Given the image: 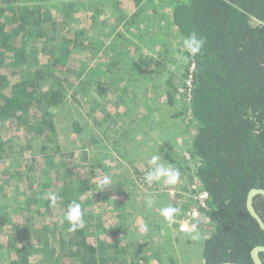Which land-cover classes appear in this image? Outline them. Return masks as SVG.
Segmentation results:
<instances>
[{"label":"trees","instance_id":"16d2710c","mask_svg":"<svg viewBox=\"0 0 264 264\" xmlns=\"http://www.w3.org/2000/svg\"><path fill=\"white\" fill-rule=\"evenodd\" d=\"M99 1L0 0V161H9L11 171L8 176L0 171V264H148L133 251L127 216L115 211L120 208L100 177L108 166L105 157H90L85 149L101 139L94 135L75 152L61 149L55 117L70 95L78 101L89 95L96 110L98 97L116 100L117 78L129 69L133 78L162 74L165 69L153 68L171 61L164 53L169 43L158 42L157 57L145 55L136 71L127 46L141 53L149 37L137 23L148 22L147 12L159 15L163 7L166 28L180 46L192 32L205 44L196 56L183 48V76L194 64L191 85L183 82L179 93L186 102L178 106L191 127L189 138L179 151L173 139L164 140L157 155L188 172L183 187L188 194L194 182L209 194L208 209L195 220V238L206 232L198 240L201 264H253L250 250L264 245V232L246 207L249 190L264 188V0H112L116 6L135 4L120 32ZM153 18L155 24L161 19ZM173 85L169 76L164 95L170 108L177 101ZM73 125L79 132V123ZM9 177L26 191L23 201L12 205L1 192ZM50 193L58 197L55 204ZM188 197L183 215L194 204ZM73 201L85 223L69 232L66 213ZM253 204L264 220V197ZM259 255L264 264V252ZM159 264L179 263L171 251Z\"/></svg>","mask_w":264,"mask_h":264},{"label":"rangeland","instance_id":"374dc122","mask_svg":"<svg viewBox=\"0 0 264 264\" xmlns=\"http://www.w3.org/2000/svg\"><path fill=\"white\" fill-rule=\"evenodd\" d=\"M111 1L104 0L100 9L102 8L101 10L109 15L111 27L116 26L115 32L124 31L123 19L127 18L129 14V7L135 4L119 2L116 6ZM150 5H146V7ZM167 10L168 8L163 7L160 14L158 13L159 15L157 12H147L152 15L150 20L142 25L137 23V28H141L145 38L149 37L144 39L141 53L135 45H131V49L127 46L131 56L130 63L133 64L136 71L145 62V55L152 58L157 57L156 51L161 48L158 42L169 43L164 53L171 61L166 58L169 60L167 63L163 60L166 65L165 63L159 65L157 69L154 65L153 68L154 72L165 69L162 74L159 77L153 73L152 77L133 78L134 71L129 69L128 73L122 72L115 83L121 96L116 97L114 101L109 96L107 98L98 97L100 108L97 110L95 107L92 108L93 104L89 95L79 101L70 95L66 106L57 113L55 123L59 138L58 145L61 149L75 152L83 142H89L94 135L95 138L101 139L100 142L86 146L85 149L90 157L97 159L105 157V161L108 163L100 177L107 181L105 186L111 191L113 206L117 209L120 208L115 211L117 213L119 211L120 215L127 216H124V225L131 241L133 240V251L141 252L140 254L146 257L148 264L161 263V258L167 256L171 251L174 253L175 262L179 264H201L198 240L202 239L206 232L201 233L197 240L195 231L187 233L179 229V223L184 217L182 207L189 198L188 192L183 190L185 183L188 182V172L178 169L181 177L175 185H167L163 181L149 184L144 180V174L149 168L148 160L152 155H157L158 144L166 139H173L175 150H182L181 146H184L188 140L191 128L185 120L186 114L184 118L179 115L181 107H178L186 102V99L179 94L182 90V83L186 84L189 74L188 71L186 77L183 76L187 62L186 55L183 54L184 50L180 46L179 40L174 38V35L169 32V28H166ZM153 16L157 20L159 16L160 23L155 24ZM117 19L119 20L117 21ZM130 31L134 30L131 28ZM163 33H166L165 38H162ZM137 39L135 38L136 43H138ZM118 40L121 45L125 42L123 37L119 38L118 36ZM107 45H109V40L105 43V46ZM176 48L180 53L175 50ZM110 49L108 46L106 50L109 52ZM169 76L174 83L171 91L176 90L175 97L177 99L176 106L171 108L166 105L164 95L165 88H167L166 80ZM103 105L106 109H101ZM148 106L152 108L151 113L147 112ZM108 113L111 114V118L107 116ZM104 119L106 120L104 121ZM75 122L79 123V132L74 128L73 123ZM104 130L106 132H103ZM182 154L184 153L182 152ZM8 162L0 161V171L6 176H8L7 173H11L10 170L8 172L6 170ZM161 162L170 165L164 161ZM10 177L1 190L2 193H6L8 205H12L13 200L23 201V195L26 192L24 185L13 183L15 178ZM149 199L153 201L151 206L147 203ZM167 206L178 209L171 222L166 221L160 214V210ZM106 218L109 220L108 215ZM202 218L200 217L199 220ZM142 223L147 224V232L140 230ZM188 239L191 243L186 245ZM158 249H160L159 253L154 252Z\"/></svg>","mask_w":264,"mask_h":264},{"label":"clouds","instance_id":"9594fccd","mask_svg":"<svg viewBox=\"0 0 264 264\" xmlns=\"http://www.w3.org/2000/svg\"><path fill=\"white\" fill-rule=\"evenodd\" d=\"M205 44L204 37L200 36L196 32H192L189 35L185 36L182 40V46L184 50L190 56H196L201 53ZM149 168L144 174V180L151 184L154 182L163 181L167 185H175L179 182L181 173L178 169L172 167L171 165H166L161 162L159 155H152L148 160ZM107 181L105 180V183ZM49 200L52 204H55L58 200V197L54 193L49 194ZM148 205L151 206L153 201L149 199L147 201ZM178 209L172 206L163 207L160 210L161 216L168 222H171L174 218V215L177 213ZM66 219L70 225L69 232H75L78 229L84 227L83 213L81 211L80 204L73 201L69 206L66 213ZM196 225H192V230L195 231ZM140 230L142 232L148 231L147 224H141Z\"/></svg>","mask_w":264,"mask_h":264},{"label":"built area","instance_id":"2783aa9c","mask_svg":"<svg viewBox=\"0 0 264 264\" xmlns=\"http://www.w3.org/2000/svg\"><path fill=\"white\" fill-rule=\"evenodd\" d=\"M194 64L192 63L190 66L189 74H188V79L186 82V85L190 86L191 85V74L193 71ZM187 154V153H186ZM188 156V154H187ZM191 188V196L194 200V204L191 205V208L189 209L188 212L184 215L183 219L179 223V229L182 232H189L191 233L192 230V225L195 224V220L199 219L200 217H203V211L208 209V200H209V194L206 190L200 189L199 185L197 182H194L190 186Z\"/></svg>","mask_w":264,"mask_h":264},{"label":"water","instance_id":"95a60500","mask_svg":"<svg viewBox=\"0 0 264 264\" xmlns=\"http://www.w3.org/2000/svg\"><path fill=\"white\" fill-rule=\"evenodd\" d=\"M259 195L264 197V188L250 189L246 197V207L250 215L256 220L259 227L264 231V220L262 219L260 214L256 211L255 206L253 204L254 199ZM260 252H264V245H256L251 251L255 264H263L261 258L259 257ZM219 264H240V263L222 262Z\"/></svg>","mask_w":264,"mask_h":264},{"label":"flooded vegetation","instance_id":"af4514ba","mask_svg":"<svg viewBox=\"0 0 264 264\" xmlns=\"http://www.w3.org/2000/svg\"><path fill=\"white\" fill-rule=\"evenodd\" d=\"M250 214V213H249ZM263 219V218H262ZM258 224V223H257ZM264 232V231H263ZM254 248V247H253ZM252 248V249H253ZM252 249L250 250V252H249V255H250V258H251V261L253 262V264H255V262H254V260H253V257H252V254H251V251H252ZM259 257H260V255H259ZM261 258V257H260ZM262 260V259H261ZM236 263V262H235ZM240 264H242V263H240Z\"/></svg>","mask_w":264,"mask_h":264},{"label":"crops","instance_id":"0c3cea01","mask_svg":"<svg viewBox=\"0 0 264 264\" xmlns=\"http://www.w3.org/2000/svg\"><path fill=\"white\" fill-rule=\"evenodd\" d=\"M200 263H201V259H200Z\"/></svg>","mask_w":264,"mask_h":264}]
</instances>
